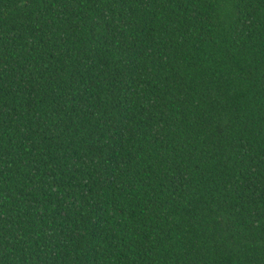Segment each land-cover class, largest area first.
Returning <instances> with one entry per match:
<instances>
[{
    "label": "trees",
    "instance_id": "1",
    "mask_svg": "<svg viewBox=\"0 0 264 264\" xmlns=\"http://www.w3.org/2000/svg\"><path fill=\"white\" fill-rule=\"evenodd\" d=\"M0 264H264V0H0Z\"/></svg>",
    "mask_w": 264,
    "mask_h": 264
}]
</instances>
